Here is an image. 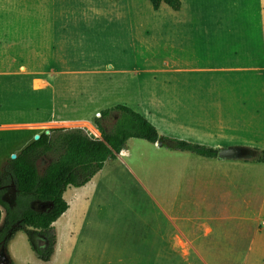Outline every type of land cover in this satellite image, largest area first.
I'll use <instances>...</instances> for the list:
<instances>
[{
  "label": "rangeland",
  "instance_id": "obj_1",
  "mask_svg": "<svg viewBox=\"0 0 264 264\" xmlns=\"http://www.w3.org/2000/svg\"><path fill=\"white\" fill-rule=\"evenodd\" d=\"M31 1H37L45 15L53 14L57 26L60 11L69 9L64 13L65 30L57 27L52 45L57 65L65 63L74 72L72 79L60 78L48 63L36 67L13 63L0 32V168L32 141L37 128H79L100 137L95 118L109 130L116 114L105 119L100 111L116 103L142 113L160 137L216 149L240 145L250 152L245 158L219 160L171 149L165 140L158 145L129 138L124 151L106 159L88 184L64 192L69 208L52 223L56 239L49 261L43 262L35 251L41 233L14 225L4 241L9 263L7 257L2 264H241L249 239L254 238L253 258L258 262V234L264 230V164L252 161L250 149H264L263 140L239 126L228 129L229 114L208 112L211 106L196 104L203 98L165 96L163 13L154 11L149 0ZM91 7L103 14L86 10ZM32 8L28 0H0L2 13L19 16ZM72 8L76 14H70ZM51 72L53 78L47 79ZM50 160L51 156H42L36 161L39 174ZM2 198L10 207L21 199L13 185ZM184 198L182 206L193 217L201 215L199 209L208 216L232 210L227 230L234 236L231 251L209 258L174 253L183 244L171 239L180 232L170 224L167 210L178 214Z\"/></svg>",
  "mask_w": 264,
  "mask_h": 264
},
{
  "label": "crops",
  "instance_id": "obj_2",
  "mask_svg": "<svg viewBox=\"0 0 264 264\" xmlns=\"http://www.w3.org/2000/svg\"><path fill=\"white\" fill-rule=\"evenodd\" d=\"M28 2L34 8L25 9L19 16L0 11V32L5 35L7 56L19 65L51 64L60 78L72 79L69 75L74 71L64 66L65 63L57 65L52 45V34L57 27L65 30L64 13L69 9L60 11L61 21L57 26L53 14L45 15L37 1ZM2 10L6 11L5 7ZM86 10L103 14L98 7ZM70 11L71 15L76 14L73 8ZM154 11L164 15L161 58L163 80L167 83L165 96L203 98L196 104L211 106L208 112L229 114L228 129L239 126L245 132H253L264 145V0H191L189 3L180 0L176 10L162 3ZM46 78L52 79L53 73L46 74ZM184 202L186 198L178 214L173 208L167 210L170 224L180 232L171 239L183 244L174 253L185 258H209L217 256V252L222 255V250L231 251L229 245L234 236L229 233L231 229L227 230L232 225V210L226 209L221 216L218 213L208 216L199 209L201 215L193 217L182 206ZM261 223L264 224V209ZM168 229L171 230L169 224ZM147 240L151 238L148 236ZM258 241V262L253 258L254 238L249 239L241 264H264V230H260Z\"/></svg>",
  "mask_w": 264,
  "mask_h": 264
},
{
  "label": "trees",
  "instance_id": "obj_3",
  "mask_svg": "<svg viewBox=\"0 0 264 264\" xmlns=\"http://www.w3.org/2000/svg\"><path fill=\"white\" fill-rule=\"evenodd\" d=\"M156 10L164 3L176 10L180 0H149ZM116 114L109 130L95 118L101 132L100 137L89 136L79 128L49 127L37 140L30 141L14 158H9L0 168V216L4 209L5 234L15 222L37 229L48 237L45 249H36L43 262L49 261L55 244L52 223L68 208L63 197L68 187L85 185L103 166L108 158L115 157L116 151L124 148L129 138L143 139L150 143L162 140L174 150L189 151L203 157H216L217 149L191 143L183 139L160 137L156 127L142 113L124 103H116L100 111L101 118ZM249 149V148H248ZM252 161L264 164V149L251 148ZM42 156H51L42 174L36 161ZM13 185L21 198L17 205L10 207L2 198L8 186ZM49 201V209L38 212L30 202Z\"/></svg>",
  "mask_w": 264,
  "mask_h": 264
},
{
  "label": "water",
  "instance_id": "obj_4",
  "mask_svg": "<svg viewBox=\"0 0 264 264\" xmlns=\"http://www.w3.org/2000/svg\"><path fill=\"white\" fill-rule=\"evenodd\" d=\"M48 130L44 128H37L32 132V140H37L42 133H47ZM158 145L160 142H156ZM249 149L245 146L240 145H229V146H220L217 148L216 158L219 160H235L240 158H245L249 154ZM15 154L11 155V158H14ZM4 263V259L0 264Z\"/></svg>",
  "mask_w": 264,
  "mask_h": 264
},
{
  "label": "flooded vegetation",
  "instance_id": "obj_5",
  "mask_svg": "<svg viewBox=\"0 0 264 264\" xmlns=\"http://www.w3.org/2000/svg\"><path fill=\"white\" fill-rule=\"evenodd\" d=\"M50 205H51V203L49 201H42V202L38 203L36 207H32V208H34L38 212H41V211H45V210L49 209ZM14 225H20V224L18 222H15V224H13L12 227ZM9 230H7V232L5 234H2V235L0 234V262H2L3 259H7V257H8V254L5 250L4 241H5V238L9 232ZM41 235L42 236H41L39 243H38L39 247L36 249H45L48 245V242H49L48 237L44 234H41ZM8 263H9V257H8Z\"/></svg>",
  "mask_w": 264,
  "mask_h": 264
},
{
  "label": "built area",
  "instance_id": "obj_6",
  "mask_svg": "<svg viewBox=\"0 0 264 264\" xmlns=\"http://www.w3.org/2000/svg\"><path fill=\"white\" fill-rule=\"evenodd\" d=\"M48 132H49V131H48ZM48 132H47V133H48Z\"/></svg>",
  "mask_w": 264,
  "mask_h": 264
}]
</instances>
